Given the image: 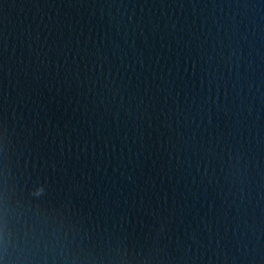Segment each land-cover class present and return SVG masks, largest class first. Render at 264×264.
Here are the masks:
<instances>
[{"label":"water","instance_id":"obj_1","mask_svg":"<svg viewBox=\"0 0 264 264\" xmlns=\"http://www.w3.org/2000/svg\"><path fill=\"white\" fill-rule=\"evenodd\" d=\"M0 189L39 264H264V0H0Z\"/></svg>","mask_w":264,"mask_h":264},{"label":"clouds","instance_id":"obj_2","mask_svg":"<svg viewBox=\"0 0 264 264\" xmlns=\"http://www.w3.org/2000/svg\"><path fill=\"white\" fill-rule=\"evenodd\" d=\"M7 213L6 196L3 189H0V264H39L41 253L48 250L49 241L43 233L35 229L29 232L21 226L16 232L13 253L10 254L9 238L13 236L15 225L10 226Z\"/></svg>","mask_w":264,"mask_h":264}]
</instances>
